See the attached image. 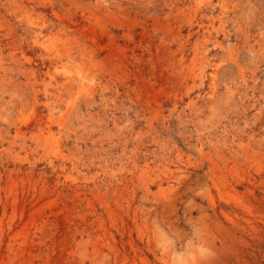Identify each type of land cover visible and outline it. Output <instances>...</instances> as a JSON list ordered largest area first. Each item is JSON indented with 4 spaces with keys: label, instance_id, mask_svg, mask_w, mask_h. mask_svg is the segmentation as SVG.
Masks as SVG:
<instances>
[{
    "label": "rangeland",
    "instance_id": "1",
    "mask_svg": "<svg viewBox=\"0 0 264 264\" xmlns=\"http://www.w3.org/2000/svg\"><path fill=\"white\" fill-rule=\"evenodd\" d=\"M212 255L264 264V0H0V264Z\"/></svg>",
    "mask_w": 264,
    "mask_h": 264
},
{
    "label": "bare ground",
    "instance_id": "2",
    "mask_svg": "<svg viewBox=\"0 0 264 264\" xmlns=\"http://www.w3.org/2000/svg\"><path fill=\"white\" fill-rule=\"evenodd\" d=\"M71 38V37H70ZM216 250V249H215ZM215 255V254H214ZM218 256V255H217ZM221 260V259H220ZM220 260L218 259V257L216 258V257H214L213 255H212V257H209V258H207L205 261V263L204 264H220Z\"/></svg>",
    "mask_w": 264,
    "mask_h": 264
}]
</instances>
